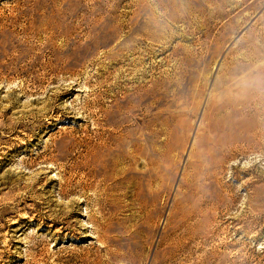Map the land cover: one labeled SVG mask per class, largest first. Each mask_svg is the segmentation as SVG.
<instances>
[{"label":"rangeland","instance_id":"1","mask_svg":"<svg viewBox=\"0 0 264 264\" xmlns=\"http://www.w3.org/2000/svg\"><path fill=\"white\" fill-rule=\"evenodd\" d=\"M0 264H264V0H0Z\"/></svg>","mask_w":264,"mask_h":264}]
</instances>
